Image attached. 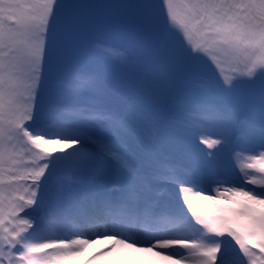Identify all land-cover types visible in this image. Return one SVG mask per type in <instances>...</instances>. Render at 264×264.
Returning <instances> with one entry per match:
<instances>
[{
	"label": "snow or ice",
	"instance_id": "snow-or-ice-1",
	"mask_svg": "<svg viewBox=\"0 0 264 264\" xmlns=\"http://www.w3.org/2000/svg\"><path fill=\"white\" fill-rule=\"evenodd\" d=\"M99 31L129 42L127 76L93 59ZM96 241L264 264V0H0V264Z\"/></svg>",
	"mask_w": 264,
	"mask_h": 264
},
{
	"label": "rangeland",
	"instance_id": "rangeland-1",
	"mask_svg": "<svg viewBox=\"0 0 264 264\" xmlns=\"http://www.w3.org/2000/svg\"><path fill=\"white\" fill-rule=\"evenodd\" d=\"M92 40L100 42L92 45L91 55L93 59L111 69L116 78L119 79L127 76L134 70V61L129 63L126 60L129 53L126 52L125 49L129 47V42L123 36L114 32L99 31L94 34ZM231 70L232 69L228 65H224L225 75H230ZM200 81L201 87H208L211 83L206 77H201ZM218 160L219 163L216 166L217 173L239 183L241 178L233 167V164L223 155L218 157ZM244 162L245 161H239L238 163ZM107 244L106 241H96L92 243L91 248H93L91 251L79 257L74 264H136L138 259L129 255L127 251H123L122 254H116V251L119 249L117 247L114 248L111 253L105 251L103 255H100L99 253L106 248ZM231 256V249H229V258H231Z\"/></svg>",
	"mask_w": 264,
	"mask_h": 264
},
{
	"label": "bare ground",
	"instance_id": "bare-ground-1",
	"mask_svg": "<svg viewBox=\"0 0 264 264\" xmlns=\"http://www.w3.org/2000/svg\"><path fill=\"white\" fill-rule=\"evenodd\" d=\"M107 243H110L109 241H106ZM93 248V247H92ZM91 245H88V246H86V248H85V250L78 256V257H76L75 258V261H77L78 259H79V257H81V256H84V255H86L87 253H89L90 251H91ZM117 248H119L115 253L116 254H122V252L123 251H127V253H129V255H131L132 257H135V258H139L141 255H143V254H141V253H132V252H130L129 250H124V249H122L121 247H119V246H117ZM154 259H159V258H154ZM74 261V262H75ZM162 264H166V262H162Z\"/></svg>",
	"mask_w": 264,
	"mask_h": 264
},
{
	"label": "trees",
	"instance_id": "trees-1",
	"mask_svg": "<svg viewBox=\"0 0 264 264\" xmlns=\"http://www.w3.org/2000/svg\"><path fill=\"white\" fill-rule=\"evenodd\" d=\"M220 166V165H219Z\"/></svg>",
	"mask_w": 264,
	"mask_h": 264
}]
</instances>
